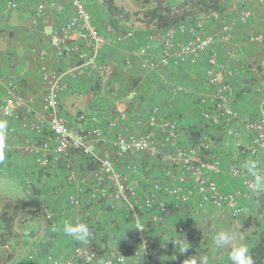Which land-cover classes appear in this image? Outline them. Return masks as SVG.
<instances>
[{"label":"built area","instance_id":"built-area-1","mask_svg":"<svg viewBox=\"0 0 264 264\" xmlns=\"http://www.w3.org/2000/svg\"><path fill=\"white\" fill-rule=\"evenodd\" d=\"M68 1L74 12L51 36L49 45L57 56L74 60V65L60 72L51 69L45 62L47 51H40L39 71L46 85L40 110L27 111L29 118L25 117L16 107L23 103V98L17 96L10 100L6 97L2 99L1 115L18 122L21 130L35 135L36 139L21 149L32 158L37 169L45 173L60 166L67 171L64 181L55 185V195H61L75 185V163L82 155L95 167L94 179L87 191L91 204H99L111 212L123 204L121 217L130 223L129 236L117 247L109 249L102 256L101 264H126L125 252L128 250L133 255L140 251L144 264H157L156 257L149 255L153 242L147 238L148 225L170 229V236L160 247L161 258L167 260L171 248L177 247L175 241L181 240L184 231L201 214L216 211L227 214L231 220H238L245 214L246 202L252 201L261 191L245 178L240 167L244 161L254 158L264 169V69L249 65V71L258 75L253 83V93L259 98L255 115L237 113V91L231 82L233 71L219 60L216 50L218 43L229 44L233 37L235 23L229 21L224 11H196L185 21L165 30L144 28L146 42L136 52L142 68L196 65L204 59L209 91L196 99L198 118L188 132L180 129L178 120L163 118L159 110L152 107L145 132L135 134L126 126L130 125L128 99L114 104L115 118L109 128H118L113 140L116 155L123 160L136 154L148 155L152 160V163H143L139 167L125 165L128 174L140 170L148 178L149 186L139 193L145 183L129 184L127 176L117 170V158L94 151L93 145L106 139L96 118H92L93 125L88 130L72 133L59 114L60 95L67 87L66 78L83 77L94 68L105 78L113 75L110 65L96 63V55L106 44V39L95 27L85 3L82 0ZM8 5L10 8L17 6L14 2ZM43 10L44 6L40 4L32 17L33 25ZM249 17L250 13L241 12L239 22L245 23ZM211 24L219 26L220 35H199ZM187 34L192 36L179 39ZM133 36L134 29L128 27L118 32L116 41L131 40ZM248 41L264 44V34L250 36ZM153 45L160 47L157 63L149 56ZM173 91L178 93L179 89ZM131 95L135 96V93ZM14 132L9 127V135ZM222 174L236 180L239 186L234 189L233 185L221 186ZM45 182L44 177L40 178V185ZM67 201L79 211L75 222L87 223L90 228L88 205H83L75 194L68 195ZM42 214L48 224H55L54 214L47 205L42 208ZM60 219L62 224L73 222L66 215ZM91 242L90 238L87 243L75 241L71 257L47 254L46 260L49 264H91L99 257ZM31 251L36 255L38 249Z\"/></svg>","mask_w":264,"mask_h":264},{"label":"crops","instance_id":"crops-1","mask_svg":"<svg viewBox=\"0 0 264 264\" xmlns=\"http://www.w3.org/2000/svg\"><path fill=\"white\" fill-rule=\"evenodd\" d=\"M82 1L92 15L95 27L106 39V44L96 55V63L110 65L113 75L110 78H105L97 68H94L90 69L89 73L83 77L66 78L67 87L60 95L58 111L70 131L72 133L86 131L93 125L92 118H96L97 124L105 132L106 139L98 145L94 144V151L121 160L113 149V141L107 136L114 137L118 130V128H109V123L115 118L114 104L128 99L130 125L126 126L130 128L129 131L135 134L145 132L150 109L155 107L163 118L173 119L175 115H184L185 122L188 124L187 129H184V121H181L179 126L182 131L188 132L198 118V107L195 105V100L209 91L204 74L206 66L204 59L199 60L196 65L142 68L140 57L136 52L146 42L144 29L146 26L140 21H135L132 17L128 21L120 22L115 28H111L110 25L114 19L108 13L102 0ZM121 1L113 0L115 7L124 8L131 14L135 13L133 3H130L129 0ZM257 1L259 0L223 1L221 7L229 21L235 23V27L231 42L229 44L218 43L216 46L219 60L233 71L231 82L237 91L235 100L237 113H248L252 116L255 115L259 101L258 96L253 93V83L258 75L249 71V65L254 64L259 69H264V44L255 45L248 41V38L253 34H264V5L258 6ZM9 2L16 3V8H10ZM40 4H43L44 10L38 22L33 25L32 17ZM246 10L250 11L251 17L247 22L240 23L241 12ZM73 12L74 9L68 0H0V119H4L1 115V103L2 99L6 97L10 100H15L17 96L23 98V103L16 107L25 117L29 118L27 111L38 112L40 110L46 89L39 71L41 61L38 55L40 51H47L45 62L51 69L60 72L74 65V60L57 56L49 45L51 36L71 17ZM138 17L140 19V14ZM128 27L134 29L133 38L117 42L118 32L125 31ZM109 28H111L110 31H108ZM219 32V26L211 24L206 26L199 35L210 33L220 35ZM191 36L192 34H187L180 36L179 39L186 40ZM149 56L157 63L160 47L153 45ZM175 88L179 89L178 93H174L173 89ZM132 92L135 93V96L131 95ZM8 121L9 127H12L15 132L8 137L6 159L0 163V215L6 208L16 205L25 214L21 216L23 217L21 220L17 218L15 221L14 234L9 239L13 246L11 251L14 254L8 255L10 260L7 264H49L46 260L47 254L60 258L71 257L75 241L63 234L60 217L66 215L73 222L79 218V211L67 201L68 195L75 194L81 199L83 205H91L87 191L94 179L95 167H92L87 160L79 159L76 162L78 166L74 168L76 183L65 189L61 195L54 194V186L64 181L67 171L59 166V168H51L43 173H47L44 197L41 196L33 200L29 197V199L34 201V204L47 200L44 202L47 207H49L48 201H50L55 224L45 222L44 216L40 212L35 213V219H29L28 215L33 212L27 211L28 213H26L21 204L13 201L16 200L14 195H22L23 191L27 189V185L30 187V183H35L37 180L38 170L35 168L32 158L21 149L26 143L33 142L36 137L21 130L18 122ZM131 125L133 126L131 127ZM15 154L18 156L17 158ZM120 162L117 164V170L127 176L129 184L132 179L138 182L143 180V174L140 171L136 174H128L124 170L127 164L139 167L140 162L133 164L128 162L127 158L124 159V164ZM88 166L93 169L92 172L86 168ZM228 185L232 184L226 183L225 187L227 188ZM15 186H19V192L14 189ZM22 188H24L23 191ZM25 192L27 191L25 190ZM120 206L115 211L118 212L115 214V220H119L123 213V208ZM104 209L106 208L94 204L93 210L99 212L101 217H97L98 220L95 218L90 221L96 223V221L102 220L107 226L98 225L104 227L109 233L111 230L108 227L111 225L108 224L109 218L102 215L105 214ZM209 212H205L197 218L199 220L198 230L201 232V223H211L220 214L223 215V219H230L227 214L212 212L214 215H211ZM96 226L90 228L91 232H95ZM2 230L3 225L0 220V232ZM92 234L93 236L98 235L97 232ZM93 243L91 242V244ZM34 248L38 249L36 255H33L31 251ZM0 258L4 260L2 255ZM209 258L210 264H228L227 256L224 259L219 258L216 263L215 259ZM221 260L223 261L220 263Z\"/></svg>","mask_w":264,"mask_h":264},{"label":"trees","instance_id":"trees-1","mask_svg":"<svg viewBox=\"0 0 264 264\" xmlns=\"http://www.w3.org/2000/svg\"><path fill=\"white\" fill-rule=\"evenodd\" d=\"M143 0V5L152 4L151 8H146L141 13L131 14L124 10V8L115 7L113 0H102L103 4L107 8L108 13L114 19L111 22L110 27L115 28L120 22H125L134 17L135 21H140L146 27V29L152 30H165L172 25L179 24L186 20L188 16H191L196 11H207V10H219L223 12L222 3L224 0ZM90 12V11H89ZM91 14V13H90ZM139 14L141 18L139 19ZM239 96V95H238ZM80 155V154H79ZM80 159L86 160L82 155ZM93 167V165H92ZM36 168V167H35ZM37 169V168H36ZM37 180L35 183H30L33 193L36 196L35 198L44 197V191L46 190L45 185H40V178L43 177L47 179L46 174L40 169H37ZM55 189V186H54ZM47 201V200H46ZM45 202V201H43ZM42 202V203H43ZM50 204V201H48ZM253 206H255V212L253 215H248L246 217H240L241 221V232H244L245 240L247 241L248 246L251 249L255 264H264V230H260L264 227V189H262L258 196L252 200ZM51 209V207H50ZM36 212L30 213L28 216L29 219H35ZM25 212L19 206H11L6 208L0 215L1 224L3 225L2 234H0V247H6V241L11 238L14 234V224L17 218L24 215ZM199 220H195L181 236L182 240L191 245V248L184 255H179L176 252V247L169 251V257L167 260H162L161 264H183V262L189 257L196 255L200 249V243L203 242L202 232H198ZM97 236V235H96ZM257 236V240L252 242L250 237ZM100 243H95L92 245L93 250L98 254V260L101 261L102 256L109 250L106 249V244H110V237L107 235H101ZM244 238V237H243ZM158 243L165 244L166 242L160 241ZM114 242L113 239H111ZM161 246V245H160ZM161 249V248H160ZM157 248L156 252H152L149 249V255L160 258L161 251ZM107 250V251H106ZM155 253V254H154ZM130 252H125V255L128 256ZM10 256H7L5 260L0 258V264H6ZM162 259V258H161ZM160 262V260H159ZM131 264H144V259H137L136 262ZM229 264V262H228Z\"/></svg>","mask_w":264,"mask_h":264},{"label":"rangeland","instance_id":"rangeland-1","mask_svg":"<svg viewBox=\"0 0 264 264\" xmlns=\"http://www.w3.org/2000/svg\"><path fill=\"white\" fill-rule=\"evenodd\" d=\"M129 1H130V3H133V8H135V10H136V11L134 10L135 13H141L142 11H144V9L151 8L153 6L152 4L143 5V0H129ZM172 1H174V0H172ZM257 5L258 6L264 5V0H262V2H260V0L257 1ZM243 12L250 13L249 10H246V11H243ZM250 17H251V13H250ZM250 17L248 18V20L250 19ZM140 18H141V16H140ZM257 34H260V33H257ZM253 35H251V36H253ZM255 45H258V44H255ZM195 103H196V100H195ZM195 105H197V104H195ZM182 114H184V113H182ZM174 119L178 120V122L180 121L179 123H181V121L182 122L184 121V126H185L184 129H187L188 124L185 122L186 119H185L184 115H181V114L175 115V118ZM107 137L111 141L114 140V137L113 136L111 138H109V136H107ZM15 157L16 158L18 157L17 154H15ZM127 160H128V162H131L133 164H135V162H140L139 163L140 166L143 163H147V162L148 163H152V160L149 158L148 155H140V154H136V155L130 156L129 158H127ZM78 161L79 160H77V162ZM118 161L119 162L121 161L120 163H123L124 164V160L123 159H121V160L118 159ZM119 162H117V163H119ZM75 166L77 167L78 166V163H75ZM136 166H138V165H136ZM86 168L88 170H90L91 172L93 171V169H91V167H89V166L86 167ZM140 173L143 174V172H141V171H140ZM131 174H134V173H131ZM144 176L145 175H142V177H143V180L142 181L138 182V181L132 179V182L130 183V184H135V183L141 184L142 182L145 183V185H143V187L139 191V193H142V191L145 190V189H147V187L149 186V182H147V179L148 178H145ZM219 180H220V183H221L220 185L221 186L222 185L226 186V183L232 184L234 186L232 189H234V188H236V187L239 186L238 185V182L236 180L230 179L226 174H222L220 176V179ZM8 185L10 186V184H8ZM13 185H16V184H13ZM14 189H16L18 192L20 191L19 186H15ZM23 190H24V188H22V191ZM25 190L27 192H25ZM25 190L23 191L22 195H20V196L14 195L16 197V200H14L13 202H15L17 204H21L22 205V208L24 210H26V213H28V212H40V214H42V208L45 206V203L44 202L41 203V201H39L40 203L38 202V203H35L34 204V201H32V200L35 199L36 196L33 193V189L31 188V186L28 187V185H27V189H25ZM27 196H28V198H27ZM24 197H26L27 199L24 198ZM29 197H31L32 200H30ZM44 201H46V200H44ZM93 205L94 204H91L90 206H88L89 207L88 208V211L90 212V217L92 215L94 216V217L92 216V219L91 220H94L95 218H96V220H98L97 217H99L100 214H99V212H95L93 210ZM120 205L123 208V204H119V206ZM50 207H51V205L49 204V209H50ZM100 207H102V206H100ZM254 207L255 206H253L252 201L246 202V209H245V214L243 215V217H246L248 215H253V212H255V208ZM92 210H93V213H92ZM103 211H104L105 214H102V215L104 217L107 216L109 218L108 219V221H109L108 224H110L111 227H108V229L111 230V231L109 233H107L106 230H105V228L104 227H101V226H105L106 225V224L103 223L102 220L96 221V223L90 221V228L91 229H92V227L94 225H97L95 227V232H97V234H98L97 236H93L92 233H95V232L92 231L91 232V235H90V240L92 242H95V243H98L99 244L100 243V240H101L100 236L101 235H107V236L110 237V244L107 243L105 245L106 246V249L107 248H109V249L115 248V247H117L121 243L120 242L121 240H124L126 237L129 236V233H130V223L127 222V221H124L122 219V217H121L122 216V213H121V215L119 217V220H115V214L118 213V212H115V213L114 212H111V211L106 212V211H108L107 209H104ZM212 212L217 213L216 211H210L209 213H211V215H214V213H212ZM20 217L18 218V220H21L23 218V217H21V218ZM100 222H102V223H100ZM98 224H100L101 226H99ZM201 228H202V235H203V242L204 243L203 242L200 243V245L201 244H203V245L200 246V249L198 250L197 255H205L206 254L209 257H211L212 259H215V263L217 262L216 260H219V258L224 259L225 256H227V250L226 249H224V250H217L214 247V244L212 242V236L217 231H219V230H230L233 233H235L237 235V237H239V236L242 235L244 237V242L245 243H247V241H249V240H245V236H244L245 235L244 234L245 231L242 232V233H240L241 232V228H242L241 227V221H240V219H238V220H231V219L227 220L226 218L223 219V215L222 214H220L218 217L216 216L215 217V220H212L211 223H209V222H207V224H206V222L201 223ZM260 230H264V227L261 228ZM198 232H199V230H198ZM0 234H2V231L0 232ZM170 234H171L170 229L165 230L164 227L159 226V225H155V224L148 225L147 238L150 239L153 242V244H151V247H150L151 251L152 252H156L157 248L160 249V247H161L160 245H162V244L158 243V239L157 238L160 239L161 243L162 242H166L167 241V238H168V236H170ZM9 239L6 241V247H3V248L0 247V256L2 255L4 260H5V258H7L6 256L13 255L14 254L11 251L13 246H12L11 242H9L10 241ZM111 239H113L114 242H112ZM249 239H250V241L252 240V242H254L255 240H257V236L250 237ZM238 242H239V240L234 241V243H238ZM73 247H74V245H73ZM160 251H161V249H160ZM127 252H130V254L128 256H126V264H131L132 262H136L137 259H142V257H143V254L140 251H138V254L137 255H133V253L130 250H128ZM98 259L96 261H94L93 263H91V264H100V260H98ZM156 259H157V264H161L162 263V260L163 259H161V254H160V258L157 256ZM159 260H160V262H159ZM226 260H228V259L226 258ZM222 261L223 260H221L220 263ZM7 263L8 262H6V264Z\"/></svg>","mask_w":264,"mask_h":264},{"label":"clouds","instance_id":"clouds-1","mask_svg":"<svg viewBox=\"0 0 264 264\" xmlns=\"http://www.w3.org/2000/svg\"><path fill=\"white\" fill-rule=\"evenodd\" d=\"M9 136V121L0 119V163L6 159L7 141ZM240 170L246 179L255 185L258 190L264 189V169L260 167L259 162L250 158L241 164ZM63 234L72 240L80 243H87L91 230L87 223L65 221L61 226ZM239 240L238 243L234 241ZM175 241L176 252L184 255L191 248V245L182 240V243ZM212 242L217 250H227V259L229 264H255L250 247L244 242L243 236L237 237L230 230H219L212 236ZM183 264H210L208 255H193L186 259Z\"/></svg>","mask_w":264,"mask_h":264}]
</instances>
